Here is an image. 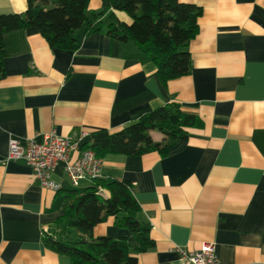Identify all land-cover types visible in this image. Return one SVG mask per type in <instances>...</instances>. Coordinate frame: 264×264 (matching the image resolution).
I'll list each match as a JSON object with an SVG mask.
<instances>
[{
	"label": "crops",
	"instance_id": "crops-1",
	"mask_svg": "<svg viewBox=\"0 0 264 264\" xmlns=\"http://www.w3.org/2000/svg\"><path fill=\"white\" fill-rule=\"evenodd\" d=\"M180 1L201 8L199 30L186 46L189 72L166 84L135 42L105 32L107 13L96 19L100 30L76 31L75 50L51 47L36 27L3 33L0 264H71L42 240L63 211L66 190L92 183L72 187L58 162L51 178L62 189L40 186L26 163L6 160L10 138L41 142L54 129L75 143L73 160L94 131L115 132L168 103L196 116L186 139L164 154L102 158L100 179L129 182L140 219L150 225L153 246L136 255L137 264H180L176 247L196 250L203 242L215 244L220 264H264V0ZM26 5L0 0V14ZM88 8L95 23L100 0ZM98 193L108 195L102 187ZM127 233L109 216L92 237Z\"/></svg>",
	"mask_w": 264,
	"mask_h": 264
},
{
	"label": "trees",
	"instance_id": "trees-1",
	"mask_svg": "<svg viewBox=\"0 0 264 264\" xmlns=\"http://www.w3.org/2000/svg\"><path fill=\"white\" fill-rule=\"evenodd\" d=\"M89 1L26 0L24 12L0 14V79L6 56L3 33L36 27L51 47L75 50L76 31L82 26L89 31L100 30L101 21L96 19L105 13L109 18L105 32L117 40L135 42L155 64L163 84L189 72L191 58L186 46L199 30V6L180 0H100V10L91 13L96 20L93 23L87 15ZM118 13L125 14L129 21ZM197 123L196 116L183 112L177 103H168L115 132L94 131L85 149L100 158L108 154L139 156L151 151L164 154L187 138L186 127ZM151 131L160 132L163 139L154 141ZM99 187L108 192L106 198L98 193ZM140 212L129 182L96 179L88 186L66 190L63 211L42 241L46 248L67 256L71 264H137L136 255L153 246L150 225L140 219ZM109 216L128 231L127 235L93 238L94 226Z\"/></svg>",
	"mask_w": 264,
	"mask_h": 264
},
{
	"label": "built area",
	"instance_id": "built-area-1",
	"mask_svg": "<svg viewBox=\"0 0 264 264\" xmlns=\"http://www.w3.org/2000/svg\"><path fill=\"white\" fill-rule=\"evenodd\" d=\"M71 137L59 135L54 129L43 136L41 142L33 140L22 145L17 139L8 140L6 160H22L32 170L35 181L42 187L59 191L60 183L52 178V172L58 162H63V172L72 187L81 181H94L103 177V159L90 149L81 150L70 160V152L75 149ZM180 264H220L213 242H203L196 250L175 248Z\"/></svg>",
	"mask_w": 264,
	"mask_h": 264
},
{
	"label": "rangeland",
	"instance_id": "rangeland-1",
	"mask_svg": "<svg viewBox=\"0 0 264 264\" xmlns=\"http://www.w3.org/2000/svg\"><path fill=\"white\" fill-rule=\"evenodd\" d=\"M91 7H93V4H92V3H91ZM94 11H95V13H96V12H98V10H97V9H96V10H94ZM87 15H88L89 17H91V15H90V13H89V12L87 13Z\"/></svg>",
	"mask_w": 264,
	"mask_h": 264
}]
</instances>
